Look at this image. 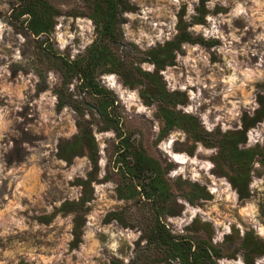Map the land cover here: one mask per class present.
<instances>
[{"label": "rangeland", "instance_id": "obj_1", "mask_svg": "<svg viewBox=\"0 0 264 264\" xmlns=\"http://www.w3.org/2000/svg\"><path fill=\"white\" fill-rule=\"evenodd\" d=\"M27 1L0 0V264L137 259L180 264L163 260L164 247L147 241L144 229L154 220L151 201L139 194H118L117 187L130 179L117 157L130 163L133 150L159 162L181 203L178 214L162 217L170 231L210 239L221 252L217 264H247L241 247L246 231L264 240V161L254 159L250 194L241 198L225 167L217 163V146L192 140L180 127L162 134L156 103H145L139 86L125 84L117 71H102L103 66L95 70L99 84L111 91L109 97L90 92L74 74L62 79L63 59L86 54L98 35L91 2L47 0L53 26L35 34L27 26L28 13L21 12ZM127 1L133 7L120 11L117 40L104 39L126 60L152 71L155 65L142 60V51L171 38L180 15L190 22L200 0ZM204 5V20L188 28L217 41L184 42L174 63L159 72L169 90L187 95L177 109L197 116L210 131L238 129L242 114H253L259 94H264V0H205ZM80 121L89 126L97 145L98 166L92 175L85 149L70 160L59 154L60 144L79 132ZM255 143H264V118L248 128L239 147ZM177 176L204 185L212 196L187 200L173 182ZM77 178H90L91 196L79 211L59 209L83 194ZM77 213L83 222L72 245ZM252 259L264 264V253Z\"/></svg>", "mask_w": 264, "mask_h": 264}, {"label": "trees", "instance_id": "obj_2", "mask_svg": "<svg viewBox=\"0 0 264 264\" xmlns=\"http://www.w3.org/2000/svg\"><path fill=\"white\" fill-rule=\"evenodd\" d=\"M89 1L91 2L90 16L97 25L98 35L88 46L86 54L76 60L63 59L60 68L62 79L67 80L68 76L74 74L81 79L82 86L88 88L90 92L108 96L111 91L99 84L95 70L98 66H103L102 71H117L125 84L130 87L139 86V94L145 103H156V114L162 122V134L172 128L180 127L187 132L192 140H200L207 145L217 146L215 154L217 163L225 167V172L239 196L241 198L248 197L251 166L256 157L264 161V143H255L249 147H239V143L246 141L248 128L264 118V94H259V105L253 114L247 112L242 114L241 128L223 132L219 128H215L210 131L205 129L197 116L176 108L177 103H184L187 100V95L182 90H169L159 72L160 68L174 63L176 53L182 51L184 42L210 45L217 41L215 38H205L201 34H193L188 28L190 24L204 20L205 0H200L190 22L184 20L180 15L176 23V32L171 38L142 51V60L154 63L155 69L152 71L143 70L132 61L126 60L123 53L112 45L110 46L104 39L111 38L113 42L117 40L120 11L131 9L132 4L127 0ZM52 8L47 0H28L23 5L21 12L28 13L27 26L33 33L47 32L52 28ZM110 102H113V99H110ZM62 103L63 101L60 99L58 106L60 107ZM102 109L100 112L108 117V112ZM79 124V132L74 138L66 144H60L59 154L70 160L73 154L80 153L85 149L92 163V169L89 172L92 175L98 166L96 141L89 126L83 121H80ZM123 146L126 147L127 144L123 143ZM131 153L130 163H127L123 156L117 157V160L122 163L123 173L130 179V182L123 187L118 186L117 190L120 197H134L139 194L151 201L154 220L145 226L144 233L147 241L154 243L157 247H164L163 260L167 262L176 259L180 264H217L215 258L220 256L221 252L211 243L210 239L194 238L184 234L177 235L170 231L163 221V215L178 214L181 210V203L177 200L171 182L165 176L163 167L156 159L138 150H133ZM132 180L139 181L135 183ZM77 182L82 185L83 194L76 201H64L59 209L79 211L91 196L90 178H77ZM173 182L179 188L180 195L191 202L212 196L204 185L197 182L182 179L180 176H177ZM260 212L264 218V198L260 204ZM49 217L51 215H43L40 218ZM74 220L76 237L72 241V245L76 244L83 217L77 213ZM207 225L204 223V228H207ZM241 247L247 264H253V256L264 253V240L258 239L252 230H249L242 237ZM115 264H147V262L137 259V263L132 260L130 262L115 261Z\"/></svg>", "mask_w": 264, "mask_h": 264}]
</instances>
